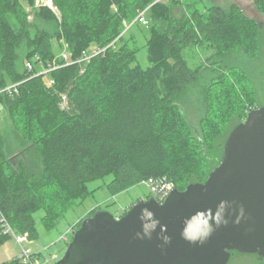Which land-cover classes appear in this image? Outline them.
<instances>
[{
    "label": "trees",
    "instance_id": "1",
    "mask_svg": "<svg viewBox=\"0 0 264 264\" xmlns=\"http://www.w3.org/2000/svg\"><path fill=\"white\" fill-rule=\"evenodd\" d=\"M252 1L261 22L237 2L215 0H53L57 12L36 0H0V118L3 107L15 137L9 145L0 122V246L11 237L1 218L33 241L40 238L36 213L54 230L102 188L117 195L150 178H167L180 190L204 182L232 130L260 107L248 73L227 61L238 52L251 60L261 54L264 0ZM175 6L184 9L180 15ZM145 9L150 36L141 47L126 33ZM92 45L105 50L81 60ZM142 48L147 68L137 59ZM196 52L208 55L192 65ZM205 71L215 76L193 126L177 100ZM84 218L64 238L67 246Z\"/></svg>",
    "mask_w": 264,
    "mask_h": 264
},
{
    "label": "water",
    "instance_id": "2",
    "mask_svg": "<svg viewBox=\"0 0 264 264\" xmlns=\"http://www.w3.org/2000/svg\"><path fill=\"white\" fill-rule=\"evenodd\" d=\"M264 258V106L230 133L204 182L85 217L56 264H228Z\"/></svg>",
    "mask_w": 264,
    "mask_h": 264
},
{
    "label": "rangeland",
    "instance_id": "3",
    "mask_svg": "<svg viewBox=\"0 0 264 264\" xmlns=\"http://www.w3.org/2000/svg\"><path fill=\"white\" fill-rule=\"evenodd\" d=\"M44 1L45 0L38 1L40 3L38 5L45 6ZM170 1L171 0H168L163 3H170ZM215 2L223 6H227L232 2H237L249 16L256 18L260 22L263 20V16L257 11L252 0H215ZM52 7L54 10H56L53 0ZM183 10L184 9L181 6H175L173 8L175 15H180ZM130 26V30L126 33L127 36L131 33L135 34L138 37L139 45L143 47L150 36L149 28L140 23ZM262 42L263 48L258 58L251 60L245 53L238 52L231 55L230 59L227 60L229 64H233L235 66L236 70H245L248 73V80L246 79V81L248 83L249 89L252 90V97L256 101L255 106L260 107L264 106V37ZM93 48L94 46L92 45L91 49ZM207 55V53L196 52L190 62L192 65L198 64L199 62L203 61ZM137 59L143 68H147L149 66L146 50L144 48H142L138 53ZM213 75L215 76V74H209L205 71L194 85L190 86L187 90L179 95L177 100L178 104L188 115L192 125L194 124L195 126H198V122L205 111V91L207 88V83L209 80H211ZM246 103V98L242 99V105H240L239 110ZM2 110L0 122L3 130L6 133L9 132L6 139L9 145H15V141L12 138V136L14 137V131L11 130L9 125L8 114L3 107ZM111 179L112 177L110 176L104 179L96 180L90 183V187H99L109 182ZM151 195L152 193L146 182L131 187L117 195H112L106 188H102L98 190L93 196L85 200L82 204L70 210L65 218L59 223V225L51 231L45 229L41 220L42 213L38 212L36 213L35 217L40 238L31 242L19 244L15 237L11 236L10 239L0 246V264H4L19 258L24 248L30 249L34 255H37H35L36 264H56V262L63 256L66 250L65 247L67 246V241L64 238L67 234V231L71 230L72 225L84 218L91 210L100 206L103 210L111 212L115 217H120L127 206L134 205L139 200L146 201ZM72 237L73 235H70L68 239ZM39 252L40 254H38ZM228 264H264V259H259L253 254L242 253L232 256Z\"/></svg>",
    "mask_w": 264,
    "mask_h": 264
},
{
    "label": "built area",
    "instance_id": "4",
    "mask_svg": "<svg viewBox=\"0 0 264 264\" xmlns=\"http://www.w3.org/2000/svg\"><path fill=\"white\" fill-rule=\"evenodd\" d=\"M37 0V5L40 4ZM168 0H155L154 3L156 2H166ZM45 5L49 6L50 8H52L54 10V8L52 7V0H45ZM57 12V9L55 10ZM136 20L141 23L144 26H147L149 24L148 18H147V9L141 11ZM105 48H101V47H94L93 49H90L89 51H85L83 53L82 59L81 60H85V61H89L92 57L104 52ZM64 59L67 61L68 60V54H63ZM69 64V63H68ZM27 68L28 70H32L33 69V64L28 62L27 63ZM55 69V68H52ZM50 69V70H52ZM48 71V70H46ZM19 85V83L17 84H11L10 86L6 87L5 90L8 91H12L13 88H16ZM4 90V91H5ZM3 91V90H2ZM68 103V97L66 94L62 95V105L66 106ZM146 184L148 185L151 193L153 194V196L160 202L163 203L165 201V199L168 197V195L172 192V190L175 188L173 182H171L169 179L167 178H160V179H154V178H150L147 181H145ZM1 222L3 224L4 227V232L6 234H9L11 236H14L16 241L19 244H23L24 242H31L30 237L28 234H21L16 232V230L13 229V227L4 219L1 218ZM71 232V230L67 231V234H69ZM66 234V235H67ZM65 235V238H66ZM22 262L24 264H36L35 263V255L34 253L31 252L30 249H23L22 254L19 257Z\"/></svg>",
    "mask_w": 264,
    "mask_h": 264
},
{
    "label": "crops",
    "instance_id": "5",
    "mask_svg": "<svg viewBox=\"0 0 264 264\" xmlns=\"http://www.w3.org/2000/svg\"><path fill=\"white\" fill-rule=\"evenodd\" d=\"M129 206H131V205H129ZM129 206H127L126 209L129 208ZM68 229H69V228H68Z\"/></svg>",
    "mask_w": 264,
    "mask_h": 264
},
{
    "label": "flooded vegetation",
    "instance_id": "6",
    "mask_svg": "<svg viewBox=\"0 0 264 264\" xmlns=\"http://www.w3.org/2000/svg\"><path fill=\"white\" fill-rule=\"evenodd\" d=\"M231 258H232V255H231Z\"/></svg>",
    "mask_w": 264,
    "mask_h": 264
}]
</instances>
